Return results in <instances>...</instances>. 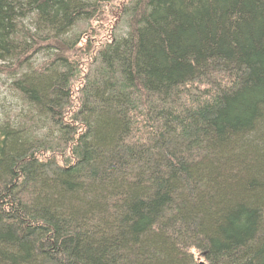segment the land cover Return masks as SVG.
Listing matches in <instances>:
<instances>
[{"label": "trees", "instance_id": "obj_1", "mask_svg": "<svg viewBox=\"0 0 264 264\" xmlns=\"http://www.w3.org/2000/svg\"><path fill=\"white\" fill-rule=\"evenodd\" d=\"M109 1L0 0V264H264V0Z\"/></svg>", "mask_w": 264, "mask_h": 264}, {"label": "rangeland", "instance_id": "obj_2", "mask_svg": "<svg viewBox=\"0 0 264 264\" xmlns=\"http://www.w3.org/2000/svg\"><path fill=\"white\" fill-rule=\"evenodd\" d=\"M121 2H124V0H110L104 5L102 13L98 14L95 20L90 23H82L78 26V31H81L84 35L82 39L83 44L85 41L90 40L96 46L101 41L107 40L113 33H118L119 29H123L122 25L117 22L116 11V7L120 6ZM72 55L76 57L80 55V52H73ZM83 57L81 56V61H83ZM35 61H41V55L36 56ZM16 106L15 96L9 89V81L6 75L0 73V116Z\"/></svg>", "mask_w": 264, "mask_h": 264}, {"label": "water", "instance_id": "obj_3", "mask_svg": "<svg viewBox=\"0 0 264 264\" xmlns=\"http://www.w3.org/2000/svg\"><path fill=\"white\" fill-rule=\"evenodd\" d=\"M200 264H202V263H200Z\"/></svg>", "mask_w": 264, "mask_h": 264}]
</instances>
